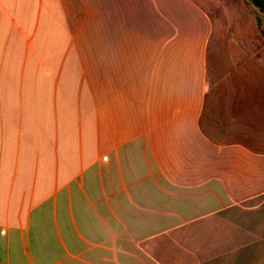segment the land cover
<instances>
[{
    "label": "crops",
    "instance_id": "1",
    "mask_svg": "<svg viewBox=\"0 0 264 264\" xmlns=\"http://www.w3.org/2000/svg\"><path fill=\"white\" fill-rule=\"evenodd\" d=\"M240 10L0 0V264H264V150L203 122Z\"/></svg>",
    "mask_w": 264,
    "mask_h": 264
},
{
    "label": "rangeland",
    "instance_id": "2",
    "mask_svg": "<svg viewBox=\"0 0 264 264\" xmlns=\"http://www.w3.org/2000/svg\"><path fill=\"white\" fill-rule=\"evenodd\" d=\"M226 19L216 33L217 50H211L208 75L210 94L203 122L221 142H244L264 150V33L257 8L246 0L245 10ZM264 17V14H262Z\"/></svg>",
    "mask_w": 264,
    "mask_h": 264
},
{
    "label": "trees",
    "instance_id": "3",
    "mask_svg": "<svg viewBox=\"0 0 264 264\" xmlns=\"http://www.w3.org/2000/svg\"><path fill=\"white\" fill-rule=\"evenodd\" d=\"M247 1L257 8L258 24L262 32L264 33V17L262 15L264 14V0H247Z\"/></svg>",
    "mask_w": 264,
    "mask_h": 264
}]
</instances>
